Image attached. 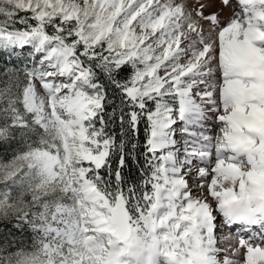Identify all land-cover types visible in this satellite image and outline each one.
Segmentation results:
<instances>
[{"label":"snow or ice","instance_id":"snow-or-ice-1","mask_svg":"<svg viewBox=\"0 0 264 264\" xmlns=\"http://www.w3.org/2000/svg\"><path fill=\"white\" fill-rule=\"evenodd\" d=\"M0 152V264H264V0H0Z\"/></svg>","mask_w":264,"mask_h":264},{"label":"rangeland","instance_id":"rangeland-1","mask_svg":"<svg viewBox=\"0 0 264 264\" xmlns=\"http://www.w3.org/2000/svg\"><path fill=\"white\" fill-rule=\"evenodd\" d=\"M228 230L225 229V234H227ZM227 245H222V247H226ZM234 259L236 260H241L242 259V256H237V257H234Z\"/></svg>","mask_w":264,"mask_h":264},{"label":"trees","instance_id":"trees-1","mask_svg":"<svg viewBox=\"0 0 264 264\" xmlns=\"http://www.w3.org/2000/svg\"><path fill=\"white\" fill-rule=\"evenodd\" d=\"M4 155H5V154H4L3 152H0V159H2ZM9 155H10V154H9Z\"/></svg>","mask_w":264,"mask_h":264}]
</instances>
